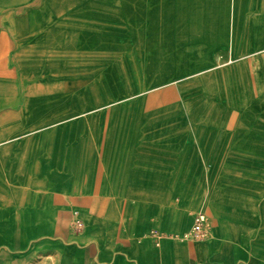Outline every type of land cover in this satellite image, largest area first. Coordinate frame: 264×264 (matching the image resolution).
<instances>
[{
  "label": "crops",
  "instance_id": "obj_1",
  "mask_svg": "<svg viewBox=\"0 0 264 264\" xmlns=\"http://www.w3.org/2000/svg\"><path fill=\"white\" fill-rule=\"evenodd\" d=\"M243 1L233 55L257 26L241 34ZM119 2L0 0V264H264V143L239 71L175 40L194 22L225 43L228 22L207 0ZM201 212L210 235L184 240Z\"/></svg>",
  "mask_w": 264,
  "mask_h": 264
},
{
  "label": "rangeland",
  "instance_id": "obj_2",
  "mask_svg": "<svg viewBox=\"0 0 264 264\" xmlns=\"http://www.w3.org/2000/svg\"><path fill=\"white\" fill-rule=\"evenodd\" d=\"M188 3L196 4L199 3V0H187ZM252 1V7L253 11H248V5L247 0L243 1L241 3L240 9L242 10L243 18L241 20V34H245L248 30V26H250V22H253L259 26L261 24H264V18L262 17L260 19V14L258 11L254 10L258 3L261 0H251ZM88 2H111V3H117L119 0H32V4H41V3H53V4H59L64 7H69L68 5H72L71 7H77V5L86 4ZM120 3V2H119ZM208 4V16H209V23L212 22V24H219L223 21L228 22V37L224 39L225 43H217L220 47H217L215 40V35L212 33L210 36L204 35V33L200 32V27H195V23H192V29H182L180 27H175V40H177V46L180 44V41H184L183 39L186 38L187 40L192 42V48L197 49L196 51L192 52H199L198 50L202 49L204 51V46L207 44L210 53L209 55H212L213 58L209 59L207 61L208 68H213V71H222V70H230L231 67H234V73L236 71H239V95H240V111H250L254 115L255 122L251 125L253 127V130L257 133H260L259 135H262L263 143H264V101L262 99L264 98V34L263 30L264 28H258L257 26L253 28V36L251 43H246L244 37L240 38V44L241 47L239 48V53H236V55H233L232 47H233V27L232 23L235 21L236 13L234 12V9H231L236 5V0H228V5L226 8L228 12L224 11L222 13L221 11L216 10V0H207ZM226 6V1L224 0V7ZM231 9V11H229ZM193 13V12H192ZM66 14V13H64ZM195 14V13H193ZM213 15V17H211ZM217 18V19H216ZM194 19V18H193ZM220 21V22H219ZM222 25V24H221ZM225 25V24H224ZM245 25V26H244ZM252 28V26L250 27ZM166 29H158L153 28L150 30L148 35H158L163 31H166ZM203 30V29H202ZM215 30V28L213 29ZM190 31V32H189ZM216 31V30H215ZM262 31V33H260ZM178 36H182V39L180 40ZM160 44H155L154 47H159ZM181 45V44H180ZM145 46V44H144ZM147 47V46H146ZM144 47V49L146 48ZM143 49V52L145 54H149L151 51V48H148L149 53L146 52V50ZM178 51V50H177ZM151 55V54H150ZM187 60H184L182 57L177 58L176 60V66L177 71H184V68H182V64H185ZM188 63H190L192 69V73L200 72V69L197 68V64L199 63L198 59H191L188 60ZM250 70L251 75L249 76L247 72ZM184 75H176L177 78H180ZM230 79V78H229ZM237 81V80H236ZM250 90V96L247 95V91ZM257 91V92H256ZM257 94V97L255 95ZM249 94V93H248ZM260 95V96H258ZM224 101L230 102L228 97L224 96ZM262 141V140H261ZM264 151V150H263ZM257 169L264 168V155L257 156ZM255 175L258 177L263 175V171L256 172ZM246 179V178H245ZM230 180V179H226ZM248 190V189H247ZM257 196L259 195V198L264 195V189L263 188H257ZM246 192V190H245ZM210 235V234H209Z\"/></svg>",
  "mask_w": 264,
  "mask_h": 264
},
{
  "label": "built area",
  "instance_id": "obj_3",
  "mask_svg": "<svg viewBox=\"0 0 264 264\" xmlns=\"http://www.w3.org/2000/svg\"><path fill=\"white\" fill-rule=\"evenodd\" d=\"M74 226L77 229H80L83 226V223L81 220L77 219L74 222ZM210 231V225L208 217L205 213H198V215L195 218V223L193 226V229L186 233L182 238L184 240L192 239V240H200L204 239L209 236Z\"/></svg>",
  "mask_w": 264,
  "mask_h": 264
}]
</instances>
